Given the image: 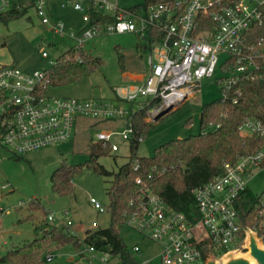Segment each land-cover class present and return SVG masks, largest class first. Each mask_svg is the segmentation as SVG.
Returning <instances> with one entry per match:
<instances>
[{
  "label": "built area",
  "instance_id": "obj_1",
  "mask_svg": "<svg viewBox=\"0 0 264 264\" xmlns=\"http://www.w3.org/2000/svg\"><path fill=\"white\" fill-rule=\"evenodd\" d=\"M53 5L79 13L83 27L76 32L61 19H53ZM12 9H26L25 15L32 11L49 32L75 49H83L105 33H134L149 45L143 77L111 99L48 97L45 71L26 74L0 65V148L15 156L70 142L81 118L93 120V127L94 122L117 124L114 129H100L92 143L110 153L118 151L116 137L139 143L143 136L135 132L134 115L143 111L146 122L154 121L194 97L199 82L213 78L218 70L221 76L214 81L221 98L233 103L241 95L235 89L239 83H264V0H174L148 5L142 13L120 9L111 0H0V14ZM91 13L101 19L93 21ZM222 54L227 58L220 65ZM41 56L48 54L42 51ZM217 127L209 125L205 130ZM237 132L242 137L264 138V124L248 117ZM255 169L264 170V144L254 154L225 163L220 175L191 190L198 216L193 222L170 209L138 178L139 187L126 202L121 224L156 245L157 254L144 260L141 248L134 245L128 249L131 262L83 245L84 250L65 264H92L93 256L86 253H94L99 264H152L154 260L157 264H205L211 257L236 250L244 240V229L249 228L241 224L237 199L248 189ZM259 198L258 223L250 229L264 245V193ZM94 208L103 212L98 203ZM46 218L54 221L52 214ZM63 226L70 229L72 223ZM53 257L47 254L45 259L49 262Z\"/></svg>",
  "mask_w": 264,
  "mask_h": 264
},
{
  "label": "rangeland",
  "instance_id": "obj_2",
  "mask_svg": "<svg viewBox=\"0 0 264 264\" xmlns=\"http://www.w3.org/2000/svg\"><path fill=\"white\" fill-rule=\"evenodd\" d=\"M111 1L120 9L138 7L136 10L140 13L144 9V0ZM71 11L57 9L52 18L63 20L78 32L83 24L79 13ZM105 15L109 16L108 13ZM0 45H3L0 48V65H11L26 74L48 71L55 60L70 48L68 41L55 37L46 26L40 24L32 11L7 25L0 23ZM83 49L100 60L98 67L78 82L47 86L45 94L48 97L111 99L115 92L121 94V89L130 83L125 79L128 74L145 73L147 69L149 45L134 33L100 34L88 41ZM42 51L48 54L47 58L41 56ZM226 58L227 55H220L219 64L222 65ZM220 76L221 72L218 70L213 78L202 79L199 82V93L174 110L163 113L157 122H151L152 126L142 135L143 139L137 145L136 157L149 158L156 148L168 141L198 134L201 131L199 123L202 107L221 97L214 81V78ZM92 123L93 120L81 118L77 120L75 134L70 142L25 155L15 156L0 148V258L10 249L33 240L41 226L64 228L66 222H71L72 226L70 229L64 228L65 232L78 239L84 237L87 231L108 227L110 213L107 210V190L112 176L99 175L84 164L89 159V148L94 142V135L100 129H114L117 124L104 123L95 128L91 126ZM113 142L117 144L118 151L97 160L110 173H116L131 155L127 141L116 137ZM77 165L82 168L72 178L73 192L65 196L53 192L51 174L60 167ZM247 187L253 194L264 193V170H253ZM94 203H98L103 212L95 209ZM48 214L54 216V221L48 222L49 225L46 223ZM121 237L128 249L138 245L144 260L152 259L158 252L156 245L129 229L122 228ZM80 250H84L83 245ZM240 251L245 252L244 249ZM77 253L72 245H65L46 253L43 264H65L70 257H76ZM47 254L54 256L49 262L45 259ZM86 256H93L91 263L99 264L94 259V253H86ZM222 256L223 254L211 258L220 259ZM152 264L157 262L154 260Z\"/></svg>",
  "mask_w": 264,
  "mask_h": 264
},
{
  "label": "trees",
  "instance_id": "obj_3",
  "mask_svg": "<svg viewBox=\"0 0 264 264\" xmlns=\"http://www.w3.org/2000/svg\"><path fill=\"white\" fill-rule=\"evenodd\" d=\"M173 1L144 0L143 8L151 4ZM136 9L138 7L130 10ZM25 13L26 9H12L0 14V23L7 25L22 18ZM91 18L93 21L101 19L95 13H91ZM2 46L0 45V48ZM99 64L100 60L94 58L90 52L70 47L46 71V84L56 87L78 82L89 76ZM122 71L124 72V69ZM235 89L241 94L236 103L220 97L219 100L202 107L199 123L201 131L196 135L168 141L156 148L153 156L149 158L136 157L138 143L132 140L129 160L116 173L106 171L97 163L98 158L109 155L110 151L101 148L99 144H92L89 148V159L84 166L99 175L112 176L111 185L107 190V210L110 213L108 227L93 232L87 231L85 237L80 240L65 232L64 228L51 226L41 236L7 251L0 258V262L43 264L46 253L65 245H72L77 251H80L81 245L93 247L134 262L121 237V214L128 198L139 187L136 184L138 178L141 184L149 186L170 209L184 214L191 222L195 221L198 216L191 190L220 175L225 163H234L240 156L254 154L264 144V138L242 137L237 132L240 123L248 117L264 124V83L243 81ZM144 115L142 111L133 117V127L137 135H144L153 124V121L146 122ZM163 115L157 116L154 122ZM209 125L218 127L205 130ZM81 168L82 166L77 165L56 169L50 177L52 191L60 196L71 194L72 178ZM148 176H151V179H148ZM259 197L260 195L253 194L249 189L239 195L237 210L243 227L257 226Z\"/></svg>",
  "mask_w": 264,
  "mask_h": 264
},
{
  "label": "water",
  "instance_id": "obj_4",
  "mask_svg": "<svg viewBox=\"0 0 264 264\" xmlns=\"http://www.w3.org/2000/svg\"><path fill=\"white\" fill-rule=\"evenodd\" d=\"M244 232V240L238 249L224 253L220 259L210 258L205 264H251L242 258H234L236 254L242 255L247 252L255 260V264H264V245L250 228H245ZM243 249L245 252L240 251Z\"/></svg>",
  "mask_w": 264,
  "mask_h": 264
},
{
  "label": "crops",
  "instance_id": "obj_5",
  "mask_svg": "<svg viewBox=\"0 0 264 264\" xmlns=\"http://www.w3.org/2000/svg\"><path fill=\"white\" fill-rule=\"evenodd\" d=\"M57 9H59L56 5H53L52 6V11H51V15L52 14H54L55 13V11H57ZM59 11V10H58ZM70 11V10H69ZM72 12V11H71ZM74 13V12H73ZM58 19V18H57ZM63 21V20H62ZM64 22V21H63ZM65 23V22H64ZM65 25H66V23H65ZM68 28H70V25H66ZM81 29V28H80ZM126 74H124L123 73V76H125ZM129 76L128 77H126L125 79H127L128 81H130V83H133L134 81H136V80H140L142 77H143V75H144V73H139V74H128ZM99 125H103V124H96L95 122H94V127H99ZM46 223H48V222H46ZM48 225H49V223H48ZM48 228H49V226L48 227H43V226H41L40 228H38L37 229V236L36 237H39V236H41L45 231H47L48 230ZM35 237V238H36ZM85 237V236H84ZM84 237H79L81 240L84 238Z\"/></svg>",
  "mask_w": 264,
  "mask_h": 264
},
{
  "label": "bare ground",
  "instance_id": "obj_6",
  "mask_svg": "<svg viewBox=\"0 0 264 264\" xmlns=\"http://www.w3.org/2000/svg\"><path fill=\"white\" fill-rule=\"evenodd\" d=\"M234 258H242L243 260H245L251 264H255V260L250 256V254L248 252L245 254H242V256L240 254H236V255H234Z\"/></svg>",
  "mask_w": 264,
  "mask_h": 264
}]
</instances>
